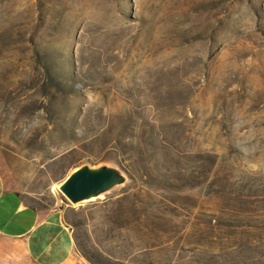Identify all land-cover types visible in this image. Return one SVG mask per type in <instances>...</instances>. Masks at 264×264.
<instances>
[{
    "label": "rangeland",
    "instance_id": "rangeland-1",
    "mask_svg": "<svg viewBox=\"0 0 264 264\" xmlns=\"http://www.w3.org/2000/svg\"><path fill=\"white\" fill-rule=\"evenodd\" d=\"M165 140L264 184V0H0L6 188L60 210L92 264H264V198L229 227L199 189L137 173ZM85 165L123 183L72 204L60 185Z\"/></svg>",
    "mask_w": 264,
    "mask_h": 264
},
{
    "label": "trees",
    "instance_id": "trees-1",
    "mask_svg": "<svg viewBox=\"0 0 264 264\" xmlns=\"http://www.w3.org/2000/svg\"><path fill=\"white\" fill-rule=\"evenodd\" d=\"M60 86L62 83L57 85L59 91ZM137 163V173L140 169L146 173L144 177L155 173L161 189H199L204 198L218 206L212 220L229 227H241L264 198L262 181L240 175L239 156L231 160L216 149L195 153L182 142L165 140L159 145H144Z\"/></svg>",
    "mask_w": 264,
    "mask_h": 264
},
{
    "label": "crops",
    "instance_id": "crops-1",
    "mask_svg": "<svg viewBox=\"0 0 264 264\" xmlns=\"http://www.w3.org/2000/svg\"><path fill=\"white\" fill-rule=\"evenodd\" d=\"M0 264H92L59 210H37L0 174Z\"/></svg>",
    "mask_w": 264,
    "mask_h": 264
},
{
    "label": "water",
    "instance_id": "water-1",
    "mask_svg": "<svg viewBox=\"0 0 264 264\" xmlns=\"http://www.w3.org/2000/svg\"><path fill=\"white\" fill-rule=\"evenodd\" d=\"M122 183L123 176L115 169H92L85 165L64 180L60 191L70 203L78 204Z\"/></svg>",
    "mask_w": 264,
    "mask_h": 264
},
{
    "label": "bare ground",
    "instance_id": "bare-ground-1",
    "mask_svg": "<svg viewBox=\"0 0 264 264\" xmlns=\"http://www.w3.org/2000/svg\"><path fill=\"white\" fill-rule=\"evenodd\" d=\"M62 184H63V183H62ZM62 184L60 185V188H61ZM95 198H96V196H93V197H91L90 199H87V200H85V201H86V202H88V201H93Z\"/></svg>",
    "mask_w": 264,
    "mask_h": 264
}]
</instances>
